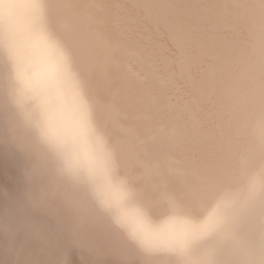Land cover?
I'll return each instance as SVG.
<instances>
[{"label": "bare ground", "instance_id": "obj_1", "mask_svg": "<svg viewBox=\"0 0 264 264\" xmlns=\"http://www.w3.org/2000/svg\"><path fill=\"white\" fill-rule=\"evenodd\" d=\"M41 4L35 14L67 53L109 168L145 227L137 241L103 220L74 224L60 202L87 215L95 209L85 193L43 181L44 166L26 178L41 146L29 135L10 145L5 129L0 264H60L70 242L98 226L124 237L136 264H264V0ZM210 66L215 88H201ZM209 96L221 102L202 108ZM72 259L99 260L86 249Z\"/></svg>", "mask_w": 264, "mask_h": 264}, {"label": "clouds", "instance_id": "obj_2", "mask_svg": "<svg viewBox=\"0 0 264 264\" xmlns=\"http://www.w3.org/2000/svg\"><path fill=\"white\" fill-rule=\"evenodd\" d=\"M41 0H5L0 4V144L14 145L29 135L41 146L29 156L23 174L44 166L49 177L82 190L94 207L85 211L60 202L71 221L85 227L90 219L139 240L145 221L108 165L106 142L67 53L35 10ZM62 264V261H60Z\"/></svg>", "mask_w": 264, "mask_h": 264}, {"label": "snow or ice", "instance_id": "obj_3", "mask_svg": "<svg viewBox=\"0 0 264 264\" xmlns=\"http://www.w3.org/2000/svg\"><path fill=\"white\" fill-rule=\"evenodd\" d=\"M215 69L210 66L207 78L201 83V88L213 89L216 80L212 78ZM259 94L261 102L264 103V69L259 74ZM221 102L218 96L214 102L211 96L201 101L202 108L211 109ZM211 126V121L208 122ZM87 250L93 256L99 258L98 264H106L104 257H115V264H136V253L129 242L117 233H113L104 226H98L90 232L82 234L81 239L70 242L65 249L62 264H73V251Z\"/></svg>", "mask_w": 264, "mask_h": 264}]
</instances>
